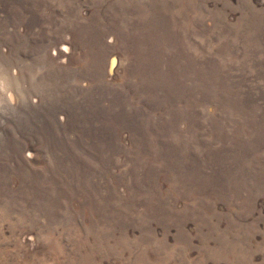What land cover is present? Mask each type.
Instances as JSON below:
<instances>
[{
  "label": "rangeland",
  "instance_id": "obj_1",
  "mask_svg": "<svg viewBox=\"0 0 264 264\" xmlns=\"http://www.w3.org/2000/svg\"><path fill=\"white\" fill-rule=\"evenodd\" d=\"M0 264H264V0H0Z\"/></svg>",
  "mask_w": 264,
  "mask_h": 264
}]
</instances>
